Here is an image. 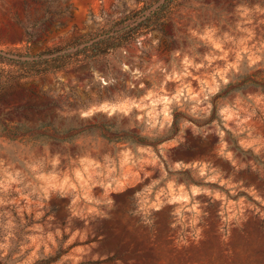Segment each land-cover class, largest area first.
Listing matches in <instances>:
<instances>
[{"label":"rangeland","instance_id":"obj_1","mask_svg":"<svg viewBox=\"0 0 264 264\" xmlns=\"http://www.w3.org/2000/svg\"><path fill=\"white\" fill-rule=\"evenodd\" d=\"M0 264H264V0H0Z\"/></svg>","mask_w":264,"mask_h":264},{"label":"trees","instance_id":"obj_2","mask_svg":"<svg viewBox=\"0 0 264 264\" xmlns=\"http://www.w3.org/2000/svg\"><path fill=\"white\" fill-rule=\"evenodd\" d=\"M109 39V38H108ZM108 39H104V40H101V42H103V41H107ZM76 43H78V41H76ZM100 42L98 41V42H96V44H99ZM52 54H54V51H52ZM39 57V56H38ZM59 58V57H61V55H58V56H56V58Z\"/></svg>","mask_w":264,"mask_h":264}]
</instances>
